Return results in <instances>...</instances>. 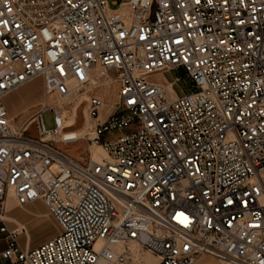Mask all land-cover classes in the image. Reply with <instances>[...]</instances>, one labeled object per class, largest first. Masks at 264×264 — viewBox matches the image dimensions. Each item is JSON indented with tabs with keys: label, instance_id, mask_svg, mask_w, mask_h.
<instances>
[{
	"label": "built area",
	"instance_id": "built-area-1",
	"mask_svg": "<svg viewBox=\"0 0 264 264\" xmlns=\"http://www.w3.org/2000/svg\"><path fill=\"white\" fill-rule=\"evenodd\" d=\"M38 76L46 101L17 128L6 97ZM112 77L101 120L94 82ZM82 94L97 122L81 135L49 98ZM10 194L43 200L60 233L23 248ZM0 232L11 264H125L135 245L157 264H264V0H0Z\"/></svg>",
	"mask_w": 264,
	"mask_h": 264
},
{
	"label": "rangeland",
	"instance_id": "rangeland-1",
	"mask_svg": "<svg viewBox=\"0 0 264 264\" xmlns=\"http://www.w3.org/2000/svg\"><path fill=\"white\" fill-rule=\"evenodd\" d=\"M113 8L117 7L112 5ZM165 76L171 79V75L166 73ZM165 76L161 74H155L152 76L155 80H164ZM94 91L100 94L105 100V109L112 111L118 101V85L113 77L108 81H102L100 78L95 79ZM26 86L34 88V92L31 94H25ZM23 90V91H22ZM87 94H82L78 98L52 96L49 98L51 106H61L66 112V125L67 120H72V116L75 117V121L71 125H67L70 129L78 130L79 134H84L93 123L92 118L89 117L88 106L86 99ZM46 101L44 93V80L42 76L35 77L28 82L22 84L15 90H13L6 97V104L12 118V123L15 127L19 128L43 106ZM44 124L48 129H56L57 121L56 115L52 108L47 109L43 113ZM128 127L124 132L130 131ZM117 135V132H107L103 135V140L113 138ZM83 141L73 145H64L65 150L75 156L80 157L85 153L84 148L81 146ZM11 213L20 219L24 220L27 224V231L21 236V241L26 242L28 236H31L35 242L45 243L49 239L47 237L57 232V235L61 231L59 223L53 217L50 218L45 214L44 201L38 199L35 204L27 203L25 205L14 206ZM135 257L129 260L125 264H157V257L148 249L141 248L139 245L134 246ZM208 260L213 261L215 258L206 256ZM204 261L202 264H213V262Z\"/></svg>",
	"mask_w": 264,
	"mask_h": 264
},
{
	"label": "crops",
	"instance_id": "crops-1",
	"mask_svg": "<svg viewBox=\"0 0 264 264\" xmlns=\"http://www.w3.org/2000/svg\"><path fill=\"white\" fill-rule=\"evenodd\" d=\"M111 111L108 110V109H104L102 111V114H101V117L100 119L101 120H104L106 119L108 116H109V113ZM97 121L96 120H93V123L95 124ZM37 202V200L35 201H32L30 202L31 204H35ZM5 209H6V214H7V223H8V226L12 229V228H15L17 225H23L25 227V231L24 232H21L20 235L18 236V240H19V243L21 244V246L23 248H25L26 250H32V249H35L37 247H39L40 245H42L44 241H41V242H35L33 240V238L31 236H28V239L26 242H22L21 241V236L25 234V232L27 231V224L24 220L20 219L19 217L13 215L11 213L12 211V208L14 206H19L20 204L17 203V200L15 198V196L13 194H10L8 196V198L6 199L5 201ZM45 205V214L47 216H49L50 218L53 219L51 213L49 212L46 204L44 203ZM56 220V219H55ZM58 223V222H57ZM57 235V232H54L52 234H50L47 239H51L53 237H55ZM8 246V238H7V233L6 232H0V264H11V260L8 259V258H5L2 253L3 251L6 249V247ZM203 260L205 261H210L207 259V257H203L202 258ZM211 262V261H210ZM23 264V263H22ZM25 264V263H24Z\"/></svg>",
	"mask_w": 264,
	"mask_h": 264
},
{
	"label": "bare ground",
	"instance_id": "bare-ground-1",
	"mask_svg": "<svg viewBox=\"0 0 264 264\" xmlns=\"http://www.w3.org/2000/svg\"><path fill=\"white\" fill-rule=\"evenodd\" d=\"M24 90L26 91L25 94H31L32 92H34V88H32L31 86H26V88H25ZM22 91H23V90H22ZM64 116H66V112L64 113ZM89 117H90V115H89ZM90 118H91V117H90ZM74 121H75V117L72 116V120H71V119H70V120H67V125H71V124H73ZM67 125H66V120H65V126H67ZM93 126H94V125L91 124V126L87 127V129L89 130V129H90L91 127H93ZM58 132H59L60 134H61V133H66L62 128H60ZM98 150H99L98 148L93 149L94 156H96V152H97ZM204 261H205V260L201 259V260L198 261L197 264H202ZM211 262H213V264H222V262L219 261V260H217V259H214V260L211 261Z\"/></svg>",
	"mask_w": 264,
	"mask_h": 264
}]
</instances>
